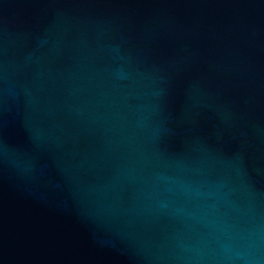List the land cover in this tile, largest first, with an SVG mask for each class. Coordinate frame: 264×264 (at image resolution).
<instances>
[{"label":"water","instance_id":"water-1","mask_svg":"<svg viewBox=\"0 0 264 264\" xmlns=\"http://www.w3.org/2000/svg\"><path fill=\"white\" fill-rule=\"evenodd\" d=\"M0 264H264V0H0Z\"/></svg>","mask_w":264,"mask_h":264}]
</instances>
